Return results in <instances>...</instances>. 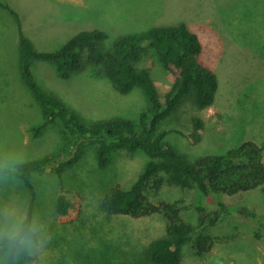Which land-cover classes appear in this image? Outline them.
<instances>
[{"label": "rangeland", "instance_id": "1", "mask_svg": "<svg viewBox=\"0 0 264 264\" xmlns=\"http://www.w3.org/2000/svg\"><path fill=\"white\" fill-rule=\"evenodd\" d=\"M0 1L18 14L22 33L41 53L59 51L82 31H104L107 51L123 36L184 23L199 37L201 63L215 73L219 88L212 107L200 110L187 100L164 121L162 129L175 130L166 143L194 162L254 142L264 161V0H82L90 9L82 14L68 10L79 20L58 13L57 0ZM146 65L164 101L176 76L156 55ZM31 72L43 92L58 99L83 126L113 120L138 124L149 105L140 88L120 94L106 77L97 79L89 65L63 79L54 65L34 59ZM195 119H201L204 128L200 142L193 144L186 135ZM44 122L43 107L21 77L17 23L0 7V169L63 158L65 144L75 138L65 136L56 123L35 132ZM149 161L142 151H115L102 169L97 146L86 145L81 159L62 176L52 169L33 173V222L43 239L32 251L37 257L33 264H152L147 249L166 236L164 216L135 219L102 210L104 196L116 186L130 189ZM61 193L73 204L63 217L55 210ZM149 197L154 205L178 202L181 218L198 226L184 245L179 264H264V184L233 196L215 192L204 196L165 184ZM29 200L22 181L0 173V233L6 223L25 218ZM244 208L253 210L257 220L242 217ZM199 235L212 238L208 252L195 247L193 240Z\"/></svg>", "mask_w": 264, "mask_h": 264}, {"label": "trees", "instance_id": "2", "mask_svg": "<svg viewBox=\"0 0 264 264\" xmlns=\"http://www.w3.org/2000/svg\"><path fill=\"white\" fill-rule=\"evenodd\" d=\"M0 7L8 10L17 23L21 77L43 107L45 122L35 132L40 133L48 125L56 123L61 126L65 136L75 138L65 144L64 159L48 158L19 164L12 170L0 169V173L13 174L29 191L30 200L23 220L26 228L33 224L36 198L32 174L52 169L58 177L62 176L68 167L75 166L81 159L86 145L97 146L98 166L102 169L110 164L115 151H142L150 157L130 189L116 186L104 196L102 210L108 215H126L135 219L155 213L164 216L167 220L166 236L152 242L147 249L152 264H179L182 249L191 241L198 226L181 218L178 202L154 205L150 202V192L157 194L165 184H169L183 190H197L204 196L210 192L233 196L264 184L262 150L254 142H246L224 155L203 156L190 162L165 141L169 132L175 131L162 129L165 120L187 100L200 110L212 107L219 88L215 73L201 63L202 45L199 37L184 23L123 36L107 51L104 50V44L108 35L104 31H82L59 51L41 53L22 33L18 14L2 1ZM155 55L162 66L176 76L164 101L146 65ZM34 59L54 65L63 79H69L89 65L95 76L106 77L120 94L126 95L140 88L149 105L141 113L138 124L129 120H113L83 126L58 99L43 92L31 72V61ZM203 128L201 119L193 120L186 137L193 144L199 143ZM72 208V202L65 193H61L55 206L56 214L67 216ZM220 214L217 213L210 223L214 224ZM240 215L251 222L257 220L256 213L250 209H242ZM257 237L260 235L257 234ZM193 243L200 252H208L213 240L209 236L199 235ZM7 251L0 238V264H33L37 260L28 251L6 258Z\"/></svg>", "mask_w": 264, "mask_h": 264}, {"label": "clouds", "instance_id": "3", "mask_svg": "<svg viewBox=\"0 0 264 264\" xmlns=\"http://www.w3.org/2000/svg\"><path fill=\"white\" fill-rule=\"evenodd\" d=\"M22 161H17L20 163ZM24 218L14 222L6 223L5 230L0 233L3 239L4 246L8 249L5 257H11L13 254L19 255L24 251L30 254L34 249H37L43 244V239L40 237L39 228L35 221L31 226L25 227L23 223Z\"/></svg>", "mask_w": 264, "mask_h": 264}, {"label": "crops", "instance_id": "4", "mask_svg": "<svg viewBox=\"0 0 264 264\" xmlns=\"http://www.w3.org/2000/svg\"><path fill=\"white\" fill-rule=\"evenodd\" d=\"M58 1V2H57ZM54 2L56 5L55 8L57 9V12L63 15L65 18L72 19V20H79L80 17L78 15H73L68 12V10H74L76 12H79L82 14L83 9L88 10L90 9L87 4L83 3L82 0H57ZM61 30H65V27H63ZM97 77V76H96ZM98 79V77H97Z\"/></svg>", "mask_w": 264, "mask_h": 264}]
</instances>
